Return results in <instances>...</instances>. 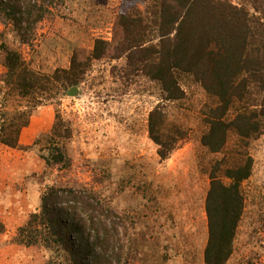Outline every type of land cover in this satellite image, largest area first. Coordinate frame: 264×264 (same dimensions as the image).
<instances>
[{"label":"trees","instance_id":"1","mask_svg":"<svg viewBox=\"0 0 264 264\" xmlns=\"http://www.w3.org/2000/svg\"><path fill=\"white\" fill-rule=\"evenodd\" d=\"M65 1L0 0V22L12 27L16 47L28 45ZM148 1L144 14L117 17L112 43L96 40L87 62L79 64L76 57L69 70L53 75L34 71L16 48L1 41L6 71L0 83V146L24 149L21 133L44 103H61L92 62L124 59L120 72L114 68L117 74L143 77L161 88L163 104L150 113L148 131L161 161H167L188 134L169 128L165 105L186 100L188 86L201 87L210 99L201 113V144L219 157L210 163L204 264H229L246 211L244 184L254 173L249 147L264 136V0ZM51 134L41 159L48 167L71 169L66 146L71 128L59 113ZM38 145L37 140L32 147ZM40 201L14 239L43 248L45 264H131L142 255L123 216L93 191L53 185ZM5 230L0 221V236Z\"/></svg>","mask_w":264,"mask_h":264},{"label":"rangeland","instance_id":"2","mask_svg":"<svg viewBox=\"0 0 264 264\" xmlns=\"http://www.w3.org/2000/svg\"><path fill=\"white\" fill-rule=\"evenodd\" d=\"M149 2L66 0L40 24L31 44L16 47L19 38L2 22L0 42L16 48L34 71L53 75L69 70L76 57L79 64L87 62L96 40L112 43L117 17L144 14ZM115 67L120 72L125 60L92 62L75 86L76 97L66 92L61 103H44L41 107L52 112L50 124L35 121L33 129L38 133L21 155L0 146V221L6 227L0 236V264H45L48 253L43 248L20 245L14 237L40 209L41 201L35 206L29 190L37 188L41 198L53 185L91 190L123 216L142 254L131 264H204L210 163L219 158L201 144V113L210 99L201 87L190 85L186 100L165 105L169 128L179 127L188 135L170 159L161 161L148 131L150 113L163 104L161 88L143 77L128 80ZM15 109L11 102L9 110L14 113ZM58 113L71 128L66 141L71 169L48 167L40 157ZM37 140L39 145L32 147ZM249 152L255 161L254 173L244 184L246 211L229 264H264V136L251 144ZM23 158H27L25 166L32 168L29 173L19 166ZM26 173L30 176L23 181H2Z\"/></svg>","mask_w":264,"mask_h":264},{"label":"crops","instance_id":"3","mask_svg":"<svg viewBox=\"0 0 264 264\" xmlns=\"http://www.w3.org/2000/svg\"><path fill=\"white\" fill-rule=\"evenodd\" d=\"M3 66V65H2ZM4 68V69H3ZM5 71H6V69H5V67L3 66V67H0V78H1V76L2 75H4V73H5ZM1 81V80H0ZM50 114H52V112H51V110H50V107H41V108H39L37 111H36V113L33 115V117L31 118V122H30V125L27 127V128H25L23 131H22V133H21V136H20V145H21V147H26V146H28V144L30 145V143L32 142V141H34V139H35V136H36V134L38 133V132H36V129H33V124L35 123V121H38V120H40V121H43V122H45V123H49L50 124ZM14 153H16L17 154V157L19 156V155H21V153L23 152V151H21V150H19V149H11ZM28 153V152H27ZM30 154V153H29ZM18 159V158H17ZM20 160V159H19ZM24 160H25V162H24ZM26 160H27V158H23V161H21L20 162V164H19V166H21L22 168H24L25 169V171H28V173L29 172H31V170H32V168H30L29 166H25V163H26ZM28 173H26V174H24L23 176H20V177H18L17 175H11L10 177H6V178H3V180L2 181H4V182H6V181H8V182H10L11 184L12 183H16L15 182V180H17L18 178H20L19 179V181L21 180V181H23L24 180V176L26 177V176H30ZM34 173H32L31 174V176L33 175ZM33 186H35V185H33ZM32 188V187H31ZM31 191H32V196L34 197V201H33V203H34V205L35 206H37V204L40 202V195L37 193V188H32V190L30 189L29 190V192H30V194H29V196L31 197ZM34 206V207H35Z\"/></svg>","mask_w":264,"mask_h":264},{"label":"water","instance_id":"4","mask_svg":"<svg viewBox=\"0 0 264 264\" xmlns=\"http://www.w3.org/2000/svg\"><path fill=\"white\" fill-rule=\"evenodd\" d=\"M79 94V89L77 87H73L68 91V97H76Z\"/></svg>","mask_w":264,"mask_h":264}]
</instances>
